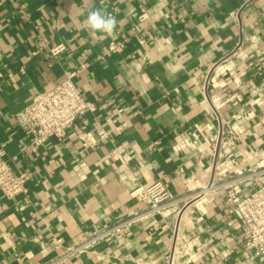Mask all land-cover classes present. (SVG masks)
I'll return each instance as SVG.
<instances>
[{
  "label": "crops",
  "instance_id": "crops-1",
  "mask_svg": "<svg viewBox=\"0 0 264 264\" xmlns=\"http://www.w3.org/2000/svg\"><path fill=\"white\" fill-rule=\"evenodd\" d=\"M93 7L116 18L112 34L87 28ZM83 61L75 81L93 109L27 150L15 114ZM1 150L28 191L0 194V264H40L52 239L140 213L130 192L156 180L169 191L160 213L60 264H264L225 209L227 184L243 196L250 177L264 182V0H0Z\"/></svg>",
  "mask_w": 264,
  "mask_h": 264
},
{
  "label": "built area",
  "instance_id": "built-area-1",
  "mask_svg": "<svg viewBox=\"0 0 264 264\" xmlns=\"http://www.w3.org/2000/svg\"><path fill=\"white\" fill-rule=\"evenodd\" d=\"M146 16V12H143L139 18L142 20ZM126 42L127 38H123L122 40L109 43L103 48L101 55L98 57L102 58L113 52L121 51ZM64 48V44H58L51 47L50 50L56 55ZM87 65L88 61H83L78 66L67 69L62 81L49 89L35 91L30 101L15 114L17 124L27 139L25 146L27 150L31 152L37 151L39 146L50 137L61 139L78 117L87 110L93 109V103L85 97L84 92L75 81L77 75ZM79 138L85 144L91 143L85 131L80 132ZM220 141L222 142V140ZM3 156L4 151L1 150L0 194L6 199H13L17 195L28 191L26 186L28 175L25 172H16ZM250 179L254 181L255 187L243 196H238L235 184L231 183L225 186V209L227 214L236 213L241 217L245 235V247L264 260V182L258 177H250ZM212 185H214L213 180L208 183L207 187ZM130 194L143 203L142 208L144 210L123 221L101 228L89 237L71 245H64L61 238L52 239L51 241L59 248V251L52 258L40 264H60L82 252L92 250L101 241L116 235L143 216L151 213H160L167 205V199L169 198V191L162 180H156L146 187H136ZM177 241L173 249L176 248ZM170 257H172L171 254L169 255ZM214 264L227 263L218 261Z\"/></svg>",
  "mask_w": 264,
  "mask_h": 264
},
{
  "label": "clouds",
  "instance_id": "clouds-1",
  "mask_svg": "<svg viewBox=\"0 0 264 264\" xmlns=\"http://www.w3.org/2000/svg\"><path fill=\"white\" fill-rule=\"evenodd\" d=\"M84 23L90 31L108 35L112 34L118 25L116 18L103 7L89 9Z\"/></svg>",
  "mask_w": 264,
  "mask_h": 264
}]
</instances>
